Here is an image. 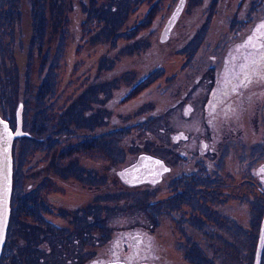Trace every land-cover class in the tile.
Masks as SVG:
<instances>
[{"label":"flooded vegetation","instance_id":"flooded-vegetation-1","mask_svg":"<svg viewBox=\"0 0 264 264\" xmlns=\"http://www.w3.org/2000/svg\"><path fill=\"white\" fill-rule=\"evenodd\" d=\"M12 1L19 0H10V4L5 5L8 22L6 19L0 20L7 27H5V35L1 33L4 36L3 39L6 38L4 41L7 43L16 42L19 38H23L25 41L30 39L31 42L37 43V49L34 50L36 44L34 43V46L27 50V54L34 53L37 58L39 56L35 65L39 64L38 81L34 84L38 88L30 84L31 72L33 71L31 69L34 62L33 60L31 64L30 60L26 68L28 82L21 87L20 92L16 93L15 98L13 94L8 98L10 105H15L18 102V108H22L20 117L17 111L16 119L19 121H17V125L14 126V117L2 113V117L7 120L11 130L22 133L16 135L13 140L12 155L16 138L25 139L24 143L26 144L24 146L28 147L29 144V147L35 151L37 149L34 146L36 143L37 147L45 143L46 147L49 148L60 143L59 147L51 152L43 153V156L53 157L54 167L59 168L64 173L65 178L75 181L68 197H62L63 194L57 192L55 193L56 197L51 195L54 201L56 198L55 204L49 203L48 206L45 205V198L51 189H45V187L49 186L46 185L48 183L47 177L52 178L53 175L45 174L40 183L29 184L30 187H34L29 189L27 196L35 192L36 188L42 192L44 189L46 194L41 193L39 202L30 199L34 205L27 206V209L41 206L43 210L38 214L35 211L38 219L35 225L32 226L34 221L28 216L25 220L27 230L30 231V228H33L34 231L37 230L38 234L35 240H32L31 237L27 238V241L34 248L32 254L41 252L35 261L37 264H108L110 262L167 264L168 261L164 258V254H159L155 249L157 240L153 231L155 232L157 229L153 227V223L150 224L149 232L144 229H133L127 232L122 230L120 234L114 230L111 232L109 228H104L101 213L96 216L97 212L100 211L95 205L100 204L101 200L99 201L94 195V172L96 171V177L100 181L102 178L106 179L112 175L109 171L111 159L109 154L104 156L105 150H107L104 147L109 148V140L113 138L112 136L121 139L125 135L126 121L121 119H131L130 116L134 112L133 110L119 112L114 106L116 104L125 106L134 100H138L136 105L138 109L134 114L140 121L130 124L131 128L137 127L141 131L133 133L132 137L135 139L145 138V140L155 139L156 133H153L149 123H145L144 130L139 128L142 122L146 120L157 121L162 117L170 119L171 115L169 114L173 113L176 108L178 111L181 110V114L178 115H182L185 119L193 118L198 111V115L194 118L199 119V130L202 131V134L198 138L197 146L191 144L195 148L193 150L174 147L173 151L180 158L195 157L196 159L190 168L199 171L203 169L217 170L219 163L212 160V157L219 151V146L222 143L228 145L233 141V135L242 137V133L246 131L243 129L246 126L247 115L252 112L250 118H253L254 115L256 119H264V72L256 75L253 66H251V59L264 52V48L260 47L264 44V29H260L259 33L256 31L261 24H264V13L261 16H254V13L256 14L258 11L257 4L260 0H256L255 3H252L251 0H239V2L228 0L230 2L228 8L230 15L227 16L226 27L220 29V33L214 38L212 44L204 40L206 39L205 35L193 36L190 35L188 27L181 29L185 19L187 0H178V2L169 0L165 5L162 0H30L32 11L27 5L21 7L13 4L12 6ZM211 1L213 5H210L212 8L209 11V19L205 21L209 24L212 23L213 19L211 18L214 11L217 10L216 0H203L201 4L202 6ZM131 12L138 13H135L136 15L133 16L130 24L125 25L124 22L119 31L115 30L116 25L124 19L126 13ZM210 12L213 13L210 14ZM23 13L26 20L23 19ZM140 13L141 18L138 19ZM159 18L162 20L161 32L157 30ZM32 19L35 20L36 24L35 27L32 25L31 34L21 31L23 34L19 35L20 26L26 23L30 24ZM79 22L81 27L78 26ZM155 24H157V28ZM78 29H81L80 36ZM77 35L78 37H76ZM76 38L77 44L75 50L73 49L69 54L70 61L68 63L64 61V58H67L65 56L68 54L70 42ZM37 39L40 41L37 42ZM100 39L102 42L103 40L107 42L105 44L107 47L103 49V52L93 57V46L91 45ZM250 39L251 43H249ZM45 43L47 44L45 45ZM167 46H169L175 59L170 58L171 60L165 62L164 57L158 54L155 62L152 66H148L146 71L140 72L137 65L123 71L124 74L130 75L129 77L140 76L139 79L137 77L136 81L129 77L127 80L123 79L124 74L122 72L112 78H107L115 70L114 66L122 63L125 56L137 58L139 55L142 57L143 53L145 55L150 54L151 48L156 52L157 48ZM86 47L88 53L86 52V57H84L80 55V52ZM246 57L249 59L246 60ZM62 59L64 66L65 62L70 65L69 73L67 72V83L59 89L57 88L56 93L50 96L52 89L54 90L62 79L60 76ZM145 59H150V57ZM173 60L176 62L175 65ZM136 61L137 59H135V63ZM170 61L173 62L174 67L167 66ZM243 64L249 65L247 71L251 76V83L233 91L239 81L244 79L243 75H240V65ZM177 65H179L181 73L192 67H195V70L191 71L193 80L186 83V89L180 90L179 95L171 96L168 89H171L175 82L176 78L174 79L173 76L177 74ZM154 87H159L167 95L166 102L168 101V103L161 112L157 100L153 96L147 97V91ZM32 88H34V92H32ZM114 92H116L115 95H113ZM168 95L170 96L168 97ZM62 98L63 100H61ZM39 99L41 101L44 99L43 107L35 109L33 104H37ZM46 104L47 108L45 107ZM50 106L55 107V116H48ZM32 109L33 111H31ZM77 111L82 113L83 121L79 119ZM44 113L46 119L52 118L47 121L48 124L46 121H38L41 114ZM66 113L69 116H66ZM234 125L237 128L234 129ZM100 127L103 129L100 134L96 135L97 137H93V133L90 135L85 133ZM170 137L173 145L180 144L182 146V143L190 140L191 135L181 129L171 133ZM97 138L102 141L100 148H94L96 145H93V141ZM136 143L141 144L138 141ZM256 144L252 142L248 145L253 149ZM93 149L103 156L101 168L94 169V166H89L93 160L90 157L94 154ZM108 151L110 150L108 149ZM141 153L156 156L148 151L138 152L134 160L128 164L124 162L115 168L114 175L121 189H142L146 194L156 195L158 193L159 195L165 183L164 177L172 173L173 165L167 164L169 170L162 174L160 180L154 182L146 180L131 183L120 174L124 168L137 162ZM95 155L98 156L96 153ZM114 160H116L115 157ZM197 162H199L200 167L196 166L198 165ZM186 168L195 171L189 167ZM77 170L80 173L76 177L74 175ZM185 173L188 174V171L186 170ZM254 177L257 180V190L264 194V162L256 167ZM59 178L62 179V176H54L52 179L56 181ZM209 180L214 181L213 179ZM209 180L203 179L202 181L207 182ZM250 181L252 183L254 180L250 178ZM191 183L194 184L192 180L185 181L182 189H170V186L167 185L165 192L167 194V206L173 208L182 204L195 203L197 212L189 213L187 220L195 221L194 223L200 228L206 224L209 226L205 220L212 219L218 222L219 214L215 209H208L209 214L202 212L205 207L202 206L199 195H197L198 191L195 192L189 186ZM190 191L195 193L191 199L197 203L190 202L189 196H187ZM13 192L14 185L11 194L10 219L0 261L8 255L13 260L21 256L19 251L18 253L16 251L9 252L10 247L8 246L13 225L11 220H13L12 215L14 218L15 209V205L12 203ZM113 197H121V195L116 194ZM102 199H104L102 201L105 204L106 196H102ZM120 199L122 200V198ZM24 201H27L26 194ZM159 201H165L164 196L153 201L154 203L152 202L156 208L155 212ZM107 209L108 207L105 208V210ZM189 209L191 208H187V211ZM29 211V214L32 215L33 212ZM168 213L169 211L166 212V215ZM157 214L160 215L159 211ZM95 223L100 229L94 228ZM187 226L189 228L190 222H187ZM245 230L247 231V229ZM205 234L212 235L208 227ZM5 246H7L8 251L6 250L3 254ZM190 260L191 264H196L194 258Z\"/></svg>","mask_w":264,"mask_h":264},{"label":"rangeland","instance_id":"rangeland-1","mask_svg":"<svg viewBox=\"0 0 264 264\" xmlns=\"http://www.w3.org/2000/svg\"><path fill=\"white\" fill-rule=\"evenodd\" d=\"M167 1L169 0H162L164 5ZM175 1L178 2V0H172L171 2ZM234 1L239 2V0ZM255 1L256 0H251L252 3H255ZM202 2L203 0H187L185 16L187 14L188 15L186 17L184 16L185 19L182 23L181 29L183 27H188L190 30V35L193 36L205 35L206 39L204 40L211 42L212 44L215 40L214 38H216V36L220 33V29H225L226 27L227 16L230 15V13H228L230 2L228 0L215 1L217 10H215L214 13L210 12V14L213 13V17L211 18L213 20L211 24L205 21L209 19V11L210 8H212L210 5H213V2H207L201 6ZM9 4L10 0H0V20L6 19L8 22V17L6 16L7 11H5L7 7L5 5L8 6ZM11 4L12 6L13 4H16V6L20 5L21 7H25L27 5L29 10L32 11V3L30 0H19L15 2L12 1ZM257 7L258 11L256 14L254 13V16H261L264 13V0L258 1ZM142 10H144V7H142ZM135 13H126L124 19H122L118 25H116L115 30L119 31V28L123 27L124 22L125 25L130 24L131 19L133 16L135 17L138 12L136 14ZM23 15L24 19L25 14L23 13ZM140 18L141 13L138 19ZM157 21L159 27L157 28V24H155V26L159 31L162 20L159 18ZM30 24L26 23L20 26L19 35L23 34L21 31L31 34L33 26L35 27L36 24L35 20L32 19ZM78 26L81 27L80 22L78 23ZM5 27L6 25L0 21V116L3 114H8L10 117H14V126H16L18 121V119H16L17 111L20 117V111L22 108H18V102L15 105H10L8 98L12 94L15 98L16 93L20 92L22 90L21 87L28 82L26 79V68L30 60L31 64L34 60L31 69V71H33L31 72L32 76L30 79V84L34 85L37 83V71L39 64L37 66L35 65L38 62L36 60H38L39 56L37 58L34 53L30 55L27 54V50L33 47L34 43H36L34 41L31 42L30 39L29 41H25L23 38H19L16 42L12 40L13 42L9 43L4 41L6 38L3 39L4 36L1 33H4L5 35ZM78 30L80 31L81 29ZM80 33L81 31L78 33L79 36ZM78 35L76 37H78ZM39 41L40 40L37 39V42ZM106 43L107 42L104 40L102 42V39H100L96 40V42L91 45L93 46V57H96L99 53L103 52V49L107 47L105 45ZM46 44L47 43H45V45ZM76 44L77 38L76 40L74 39L70 42L68 54L65 56L67 58H64V61L69 63V54L71 51H73V49L75 50ZM36 46L37 43L34 46V50L37 49ZM87 47L80 52V55L86 57L85 54L86 52L88 53ZM150 50H152L150 53L151 55H145L143 53L144 57H140L139 55L137 58L125 56L122 60V63H118L114 66L115 70H113V72L107 78H112L121 72L124 74L123 71L133 65H137L140 72L146 71L147 67L152 66V64L155 62L156 56L159 55L164 57L165 62L169 61L170 58H174L169 46L165 48H157L156 52H154L153 48ZM147 57H150V59H145ZM135 59H137L136 63ZM173 62L175 65L176 62L174 60ZM173 62H168L167 66L174 67ZM69 67L70 65L66 64V62L64 66L62 59L60 69V76L62 79L59 81V84L55 87V89H52L50 96L56 93L57 88L59 89L67 83ZM176 67L177 74L176 76H173L174 79L176 78L175 82L173 87L168 89V92L171 96L179 95L180 90L186 89V83H189L190 80H193L191 71L195 70V67H192L186 72L181 73V70H179V65ZM79 69H81V67H79ZM129 76L130 75L124 74L123 79L127 80ZM137 77L138 79L140 78V76ZM137 77L132 76L129 78L135 79L136 81ZM34 87L37 86L34 85ZM32 89V92H34V88ZM115 94L116 92H114L113 95ZM170 95H168V97ZM149 96H153L157 100V103H159L158 106L161 107L160 112L168 103V101L166 102V93L161 91L159 87H154L148 90L147 97ZM61 100H63V98ZM43 103L44 99L43 101L39 99L37 104L35 103L33 106L35 109L41 108L43 107ZM137 103L138 100H134L125 106L122 104H116L114 106L119 112L132 110L134 112L132 116H130L131 119H121L122 121H126L125 135L121 139H117L112 136L113 138L110 139L111 141L109 140V148L106 146L104 147V149H107L105 150L104 156L109 154V158L111 159L109 171H111L112 175L106 179L102 178V181H100V179L96 177V171L94 172V195L99 199V201L101 200L100 204L95 205V207L98 206L97 208L100 211L97 212L98 214H96V216L99 215V213L102 214V223L105 225L104 228H109L111 232L114 230L116 233L119 232L120 234L122 233V230L127 232L133 229H144L149 232L151 229L150 224L153 223V227L157 229L155 232L153 231L157 240V246H155V249L159 254H164V258L166 261H168L167 264H191V258L196 260V264H253L260 222L264 213V194L257 190V180L254 177L256 167L264 162V119H256L254 115L253 118H250L252 112L249 113V115L246 117L247 121L245 120V129H243V131H246L242 133V137L233 135V141L228 143V145L222 143V145L219 146V151L214 155V157H212V160H215L216 163H219V168L214 171L210 169H203L202 171H199L195 170L194 168H190L196 159L195 157L189 158L186 156L180 158L179 155L173 151L174 147H177V149L185 148L188 150H193L195 148L191 146V144H195L197 146L199 141L198 138L200 137V134H202V131L199 130V119L194 118L196 115H198V111L193 118L185 119L182 117V115H178L181 114V110L178 111L176 108L173 110V113L169 114L171 115L170 119H164V117H162L157 119V121L146 120L145 122L141 123L139 128L144 130L143 128L146 127L145 123L151 124V130L153 133H156L154 136L155 139H135L132 137V134L139 133L141 130L137 127L131 128L130 123L140 121L134 114L138 109L136 108ZM45 107L47 108V104ZM48 109V116H55V107L50 106ZM31 111H33V109ZM65 115L67 116L68 113ZM77 115L79 116V119L82 120V113L77 111ZM51 119L52 118L46 119L44 113L41 114V117L38 119V121H46V124H48L47 121H50ZM235 128L237 127L234 125V129ZM102 129L103 128L100 127L85 133H88V135L93 133V137H97L96 135L100 134ZM181 129L191 135L190 140L182 143V146L180 144L173 145L170 134ZM35 136L38 137V135ZM24 140L25 139L16 138L13 149L14 192L12 203H14L15 209L14 218L12 215L13 220H11V223L13 224L10 231L11 238L10 242L8 243V246L10 247L9 252L12 253L16 251L18 253L19 251L21 256L15 258L16 260H13L10 259L8 255L1 259L0 264H37L35 260L41 255V252L32 254V250L34 248L32 244L30 245V243L27 241V238L31 237L32 240H35V237L38 234L37 230L34 231L33 228H30V231L27 230L25 220L28 216L32 221H34L32 226L38 222L36 215L38 212L43 211L42 207L35 206L33 208L27 209V206H30L31 204L34 205V202H31L30 199L35 200V202H39L40 195L41 193H44L45 190L43 189L42 192V190L40 191L36 188L35 192L27 196L29 189L34 187H30L29 184L34 183L36 185L37 182L40 183L45 174L48 176L53 175V177L58 175L62 176V179H58L59 181H54L52 179L53 177H47L48 183L46 185L49 186H46L45 189L49 188L51 189V192L47 195L44 193V195H46L45 205L48 206L49 203L55 204L56 198L54 201L52 196L56 197L55 193L57 192L63 194L61 195L62 197H68L72 191L71 187H73L75 183L74 179H68L67 177L65 178L64 173L59 170V168L54 167L53 157L49 155L43 156V153H47V151L51 152L59 147L60 143L52 145L50 148L46 147L45 143L40 144V146L37 147L38 145L36 143L34 145L37 148L35 151V149H31L29 147V144L28 147L24 146V144H26L24 143ZM136 141L141 142V144L136 143ZM252 142L257 143L256 146H253V149L249 147ZM93 145H96L94 148H100V146H102V141L97 138V140L93 141ZM108 149L110 151H108ZM143 151L151 152L152 154L156 155V157L162 159L166 164L173 165L172 173H170L167 177H164L165 183L162 186L159 195L158 193L156 195L151 193L146 194L142 189H121L119 182H117V179L114 175L115 168L124 162L128 164L130 161L134 160L138 152ZM93 152L94 154L90 155L93 160L90 159L92 162L89 163V166H94V169L101 168L103 164V156L101 153L98 154L94 149ZM95 153L98 156H96ZM114 157L116 160H114ZM67 159H69V156H67ZM83 159H85L84 156ZM197 164L198 165L196 166L200 167L199 162H197ZM186 167H189L195 171H190ZM45 169H47L46 173H44ZM186 170L188 171V174L185 173ZM78 173L80 172L77 170L74 176L77 177ZM250 178L254 180L252 182L253 184L251 183ZM203 179H213L214 181L209 180L207 182H203ZM187 180H192L194 182V184L191 183L189 186L193 188L195 192L198 191L197 195H199V199L203 204L202 206L205 207L202 209V212L209 214L208 209H215V211L219 214L218 222L208 219L205 220V222L209 223V226L206 224L204 227L200 228L199 225L194 223L195 221H190V219L187 220L189 218V213L193 211L197 212V210H195L197 209L195 203H190V205L182 204L173 208L167 206V194H165L167 185L170 186V189H182V185H184V182ZM25 194L27 198L26 202L24 201ZM116 194H120L121 197H113ZM193 195H195V193L192 191H190L189 194L187 193L190 202H196L195 200L191 199V196ZM102 196H106L107 200H105V204L104 201H102L104 200L102 199ZM161 196H164L165 201L158 202L157 211L160 213V215H158L157 211L155 212L156 208L152 202ZM120 198H122V200ZM49 207L52 208L51 206ZM106 207H108L107 210H105ZM100 208H102V210H100ZM187 208L191 209L187 211ZM29 210L33 212L32 215L29 214ZM35 211L37 214H35ZM167 211H169V213L166 215ZM187 222H190L189 228L187 226ZM207 227L209 228V231L212 232V235L205 234ZM94 228L100 229L96 226V223ZM245 229H247V231ZM6 247L7 246L4 248L5 251L3 254L6 252V250L8 251V248L6 249ZM261 247H263V252L260 256L259 264H264V232Z\"/></svg>","mask_w":264,"mask_h":264},{"label":"water","instance_id":"water-1","mask_svg":"<svg viewBox=\"0 0 264 264\" xmlns=\"http://www.w3.org/2000/svg\"><path fill=\"white\" fill-rule=\"evenodd\" d=\"M0 121L8 125L13 133L12 137L6 142L0 140V256L5 244L7 228L11 213V194L13 186V155L12 146L16 132H13L7 120L0 116ZM2 131V126H0ZM169 170V166L160 158L147 153H141L137 162L124 168L120 174L129 182L140 181H158L162 174ZM264 232V213L260 222L259 233L257 237L253 264H258L260 248ZM108 264H122L120 262H110Z\"/></svg>","mask_w":264,"mask_h":264},{"label":"snow or ice","instance_id":"snow-or-ice-1","mask_svg":"<svg viewBox=\"0 0 264 264\" xmlns=\"http://www.w3.org/2000/svg\"><path fill=\"white\" fill-rule=\"evenodd\" d=\"M260 29H264V24H261L259 28L256 30L258 33ZM251 43V39L249 40ZM256 47V45H253ZM261 48H264V44L260 45ZM249 59L248 57L245 58ZM251 66H253L256 75H260L261 72H264V52L259 53L258 57H254L251 59ZM249 68L248 64L240 65V75H243L244 79L240 80L239 83L233 88V91H236L238 87H243L248 83H251V76L248 74L247 69ZM0 126H2V131H0V140H4L5 142L10 139L13 133L9 130L8 125L3 121H0ZM22 133L16 132V135H21Z\"/></svg>","mask_w":264,"mask_h":264}]
</instances>
